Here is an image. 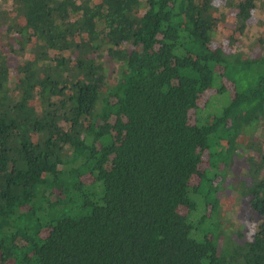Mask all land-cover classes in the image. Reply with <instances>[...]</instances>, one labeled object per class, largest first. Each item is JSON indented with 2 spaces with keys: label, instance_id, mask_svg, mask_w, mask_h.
<instances>
[{
  "label": "trees",
  "instance_id": "16d2710c",
  "mask_svg": "<svg viewBox=\"0 0 264 264\" xmlns=\"http://www.w3.org/2000/svg\"><path fill=\"white\" fill-rule=\"evenodd\" d=\"M251 11L264 0H0V264H264ZM214 13L238 31L229 54ZM250 30L261 52L242 59ZM237 158L257 222L230 246L219 192Z\"/></svg>",
  "mask_w": 264,
  "mask_h": 264
},
{
  "label": "rangeland",
  "instance_id": "374dc122",
  "mask_svg": "<svg viewBox=\"0 0 264 264\" xmlns=\"http://www.w3.org/2000/svg\"><path fill=\"white\" fill-rule=\"evenodd\" d=\"M223 1L224 0H213V4L214 6H218V4ZM213 15L217 18L218 21H216L214 24L216 33L211 42V45L213 47H219L224 51L225 54H229L234 50L235 46L231 45L229 43V40L231 37L238 38V31L235 29V24L233 21L218 17V13H214ZM233 15V12H228L229 17H232ZM248 23L250 27H257V30L259 28L260 30H264V18L262 16H258V14H254L252 11L250 13ZM251 30L247 31L245 39L249 40V44L252 47L250 48L251 52H246V50L238 51V54L242 59H252L254 56L258 55L261 52V45L258 43V40L255 39L257 38V36L254 38H251L250 36ZM258 36L264 38L263 34L261 33H259ZM203 101L204 99L201 98L199 103L202 104ZM190 117L192 120L193 115L190 114ZM254 133L255 132L253 130L239 139V152H243L241 151L242 146L243 143L247 139H249V134L254 136L258 134ZM205 166L206 155L203 158L201 167ZM244 166L245 160L243 158H237L234 161L233 165L228 168L227 175L222 182V188L219 192L220 209L223 211L225 216V228L229 229L226 241L230 246H234L236 243L248 241L250 239V235L254 232V226L257 222V218L254 216V214L248 211L246 203L243 202L241 204L239 200V193L242 190L241 173L243 174ZM239 233H241V236L239 235ZM223 240L224 239H222L221 241Z\"/></svg>",
  "mask_w": 264,
  "mask_h": 264
}]
</instances>
